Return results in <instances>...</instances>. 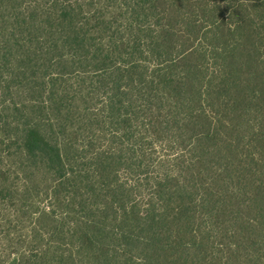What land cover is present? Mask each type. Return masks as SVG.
Here are the masks:
<instances>
[{"label": "rangeland", "instance_id": "374dc122", "mask_svg": "<svg viewBox=\"0 0 264 264\" xmlns=\"http://www.w3.org/2000/svg\"><path fill=\"white\" fill-rule=\"evenodd\" d=\"M215 1L187 0L182 20L166 18L177 7L158 4L154 29L166 25L172 36L166 50L151 55L134 49L127 0H0V264H39L41 257L90 264L77 240L85 222L114 230L118 205L145 212L159 203L160 183L176 186L173 178L200 188L196 197L221 186L218 110L205 102L204 113L198 88L168 87L158 75L197 44L207 49ZM69 5L82 25L78 37L59 19ZM198 57L185 63H201ZM177 67L175 81L187 70ZM31 129L59 146L67 168L58 172L29 153ZM234 138L226 132L225 139ZM113 201L120 204L106 209ZM227 204L217 230L205 221L218 247L213 256L224 259L239 242L234 232L255 218L243 205L247 198ZM250 252L241 248L236 263L259 264Z\"/></svg>", "mask_w": 264, "mask_h": 264}, {"label": "trees", "instance_id": "16d2710c", "mask_svg": "<svg viewBox=\"0 0 264 264\" xmlns=\"http://www.w3.org/2000/svg\"><path fill=\"white\" fill-rule=\"evenodd\" d=\"M127 2L134 49L142 54L159 55L162 48L168 47L172 33L163 24L154 29L153 19L158 20L160 16L157 5L177 7L178 13L166 14V18L170 20L176 16L177 20H182L184 14L181 11L184 6L188 7L187 0ZM208 6L204 5L203 9L207 10ZM69 7H63L59 19L70 35L78 37L77 30L82 29L79 27L82 25L76 23ZM212 12L214 34L213 30L204 34L206 39L209 36L207 49L203 44H197L195 51L189 49L188 55L174 61L176 64L159 69L158 75L168 87L175 84L187 90L198 88L201 106L206 102L218 110L216 120L223 131L221 128L214 130V157L221 186L205 189L200 197H196L200 188L187 182L181 184L179 179L173 178L176 186L167 188L166 184L160 183L155 191L159 203H150L145 212H141L138 205L128 209L124 204L108 202V210L118 205L114 219L117 228L109 230L106 222L90 221L85 222L77 234L90 264H240L236 263L235 254L243 247L254 253L256 262L263 264L264 0H217ZM187 26L197 29L194 23L187 22ZM86 41L84 37L82 45ZM198 55L197 60L201 63H185L188 57ZM209 61H212L211 68L207 64ZM182 63L187 66L186 74L175 81L172 72ZM220 110L227 117H219ZM202 111L205 113L203 106ZM227 131L233 132L236 138L225 139ZM25 146L32 156L58 172L67 168L59 146H53L39 132L29 130ZM216 182L214 179V187ZM242 196L249 201V205L243 204L244 207L252 211L255 218L245 223L243 228L246 229L234 232V238L239 242L229 248L227 259L222 255L215 257L214 247H218L210 233L213 228L205 224L206 217L214 221L217 230L227 202ZM241 209L242 205H239L238 212ZM240 235L244 237L240 238ZM37 260L39 264H52L44 257ZM17 261L14 259L15 263Z\"/></svg>", "mask_w": 264, "mask_h": 264}]
</instances>
